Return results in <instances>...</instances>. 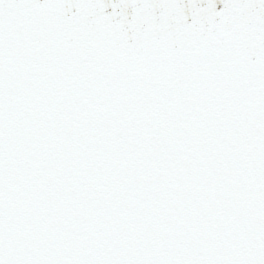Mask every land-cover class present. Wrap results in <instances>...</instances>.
<instances>
[{
	"label": "snow or ice",
	"instance_id": "6c2138e0",
	"mask_svg": "<svg viewBox=\"0 0 264 264\" xmlns=\"http://www.w3.org/2000/svg\"><path fill=\"white\" fill-rule=\"evenodd\" d=\"M0 264H264V0H0Z\"/></svg>",
	"mask_w": 264,
	"mask_h": 264
}]
</instances>
